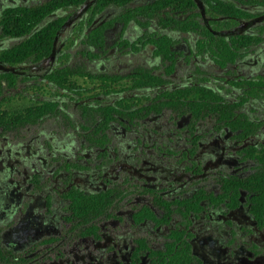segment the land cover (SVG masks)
Segmentation results:
<instances>
[{"label":"flooded vegetation","instance_id":"1","mask_svg":"<svg viewBox=\"0 0 264 264\" xmlns=\"http://www.w3.org/2000/svg\"><path fill=\"white\" fill-rule=\"evenodd\" d=\"M52 2L0 0V264H264V0H57L17 33Z\"/></svg>","mask_w":264,"mask_h":264},{"label":"trees","instance_id":"2","mask_svg":"<svg viewBox=\"0 0 264 264\" xmlns=\"http://www.w3.org/2000/svg\"><path fill=\"white\" fill-rule=\"evenodd\" d=\"M57 0H53V4L47 5V8L44 10V12H41L42 8L40 7H32V10L34 12H38L37 17H33L31 22L29 24H26L22 22V27L18 30L17 33H20L21 35H27L31 33L34 29V27L37 25L41 17L49 15V13L53 10V8L57 5ZM17 22L16 20H7L6 25L11 27V24H14ZM25 25V26H24ZM60 25V21L57 19L50 20L45 27H43L41 30L34 32L31 34L28 38H26L25 41L17 44L16 46L12 48H8L2 52V56L5 57H11L15 56L17 54H24V52L29 51L31 53H34L36 50H42L45 54H49L50 51L53 48L55 37L57 34L58 27ZM42 48V49H41ZM56 74V73H54Z\"/></svg>","mask_w":264,"mask_h":264}]
</instances>
